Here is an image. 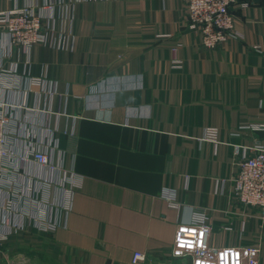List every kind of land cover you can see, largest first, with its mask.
I'll return each mask as SVG.
<instances>
[{
  "label": "crops",
  "instance_id": "0c3cea01",
  "mask_svg": "<svg viewBox=\"0 0 264 264\" xmlns=\"http://www.w3.org/2000/svg\"><path fill=\"white\" fill-rule=\"evenodd\" d=\"M44 1H61L55 25L70 23L74 38L61 50L9 46L3 65L45 81L0 98L50 111L31 128L56 131L54 158L78 182L65 226L9 236V256L132 264L141 251L136 264H264V213L233 196L242 146L264 145V129L250 128L264 124V0H236L234 36L214 48L187 27L184 0H0V9ZM209 127L216 142L202 139ZM202 212L206 235L189 225ZM188 244L193 254L172 255Z\"/></svg>",
  "mask_w": 264,
  "mask_h": 264
},
{
  "label": "built area",
  "instance_id": "2783aa9c",
  "mask_svg": "<svg viewBox=\"0 0 264 264\" xmlns=\"http://www.w3.org/2000/svg\"><path fill=\"white\" fill-rule=\"evenodd\" d=\"M184 1L187 27L200 33L203 46L214 48L234 36L236 16L231 6L236 0ZM60 4L61 1H44L35 6L30 2L0 9V54L5 52L3 56L7 55L12 45L19 46L24 52L37 45H51L58 50L66 48L74 34L70 23L66 27L63 19L59 28L55 25V10ZM3 56H0V94L4 91L29 92L31 86L45 81L42 77L21 73L14 63L3 65ZM21 112L23 115L19 117ZM49 112L0 98V246L11 235H31L32 229L36 234H52L65 226L71 210V197L78 179L72 169L63 167L54 158L59 151L56 131L47 126H42L40 131L31 128L37 114ZM250 128L264 129V124ZM41 132L43 140H39ZM204 133L203 140L217 141L215 128H206ZM235 164L234 199L242 206L264 213V145L256 140L253 145L242 146ZM28 165L40 168L45 174H37L28 169ZM58 192H63L64 200H55ZM189 225L205 235L209 231L203 212ZM186 246L175 248L172 255L193 254V244ZM20 258L24 260L23 256ZM144 258L143 252L134 251L131 263L136 264Z\"/></svg>",
  "mask_w": 264,
  "mask_h": 264
},
{
  "label": "rangeland",
  "instance_id": "374dc122",
  "mask_svg": "<svg viewBox=\"0 0 264 264\" xmlns=\"http://www.w3.org/2000/svg\"><path fill=\"white\" fill-rule=\"evenodd\" d=\"M11 256L9 257V249H6L5 244H2L0 246V259H2L6 264H21V263H23V259L20 258L19 256L18 257H11ZM9 258H10V262H9Z\"/></svg>",
  "mask_w": 264,
  "mask_h": 264
}]
</instances>
